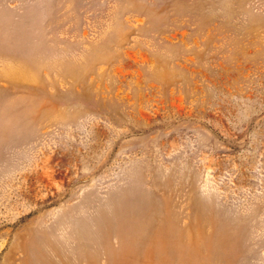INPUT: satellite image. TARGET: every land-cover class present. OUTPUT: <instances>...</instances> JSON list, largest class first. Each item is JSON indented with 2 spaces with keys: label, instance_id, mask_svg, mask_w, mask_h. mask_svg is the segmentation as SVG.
<instances>
[{
  "label": "rangeland",
  "instance_id": "374dc122",
  "mask_svg": "<svg viewBox=\"0 0 264 264\" xmlns=\"http://www.w3.org/2000/svg\"><path fill=\"white\" fill-rule=\"evenodd\" d=\"M0 264H264V0H0Z\"/></svg>",
  "mask_w": 264,
  "mask_h": 264
}]
</instances>
